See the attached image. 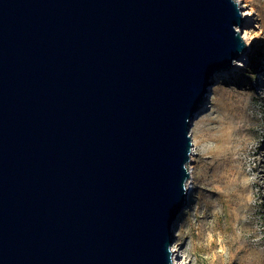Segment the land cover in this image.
<instances>
[{"label":"water","instance_id":"95a60500","mask_svg":"<svg viewBox=\"0 0 264 264\" xmlns=\"http://www.w3.org/2000/svg\"><path fill=\"white\" fill-rule=\"evenodd\" d=\"M244 21L239 0H0V264H176L191 127Z\"/></svg>","mask_w":264,"mask_h":264},{"label":"rangeland","instance_id":"374dc122","mask_svg":"<svg viewBox=\"0 0 264 264\" xmlns=\"http://www.w3.org/2000/svg\"><path fill=\"white\" fill-rule=\"evenodd\" d=\"M239 1L255 18L243 26L246 63L216 77V97L191 127L188 204L173 242L187 264H264V0Z\"/></svg>","mask_w":264,"mask_h":264},{"label":"bare ground","instance_id":"6f19581e","mask_svg":"<svg viewBox=\"0 0 264 264\" xmlns=\"http://www.w3.org/2000/svg\"><path fill=\"white\" fill-rule=\"evenodd\" d=\"M243 12H244V15H245L244 25H246V27H247V26H249L251 24H254L255 18L253 17L252 9L246 10L245 7H243ZM248 36H249L248 33H245L243 35L244 39H247ZM246 54H247V51H245L238 58H236L235 61H234V64L230 68L222 70L221 72H219L218 75H217V78L218 79L222 78L224 75L227 76L230 71H234L235 69H240L243 65H245V63H246V60H245ZM215 97H216V87L215 86H211V90H210V94L208 96L207 102H205L204 105L201 107V110H200L199 114L203 110L209 108V106H208L209 103H211L210 105H212ZM199 114L196 116V118L199 116ZM197 121L195 122V124H197ZM180 219H181V215L176 219L175 227L179 223ZM172 249H173V255H174L175 263L176 264H187L186 258H185V252L178 248L177 242L172 244Z\"/></svg>","mask_w":264,"mask_h":264}]
</instances>
